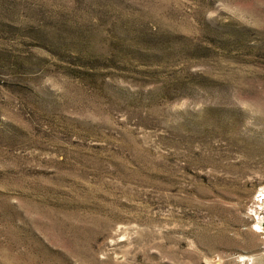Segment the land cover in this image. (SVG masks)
<instances>
[{
  "label": "rangeland",
  "instance_id": "obj_1",
  "mask_svg": "<svg viewBox=\"0 0 264 264\" xmlns=\"http://www.w3.org/2000/svg\"><path fill=\"white\" fill-rule=\"evenodd\" d=\"M0 264H264V0H0Z\"/></svg>",
  "mask_w": 264,
  "mask_h": 264
},
{
  "label": "bare ground",
  "instance_id": "obj_2",
  "mask_svg": "<svg viewBox=\"0 0 264 264\" xmlns=\"http://www.w3.org/2000/svg\"><path fill=\"white\" fill-rule=\"evenodd\" d=\"M260 227V226H259ZM261 230V229H260Z\"/></svg>",
  "mask_w": 264,
  "mask_h": 264
}]
</instances>
